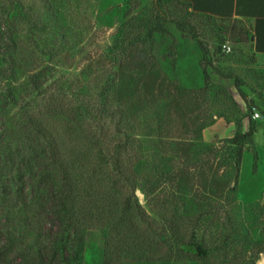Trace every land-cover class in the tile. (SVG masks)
I'll return each instance as SVG.
<instances>
[{"label": "rangeland", "instance_id": "374dc122", "mask_svg": "<svg viewBox=\"0 0 264 264\" xmlns=\"http://www.w3.org/2000/svg\"><path fill=\"white\" fill-rule=\"evenodd\" d=\"M31 113L70 152L88 153L85 130L111 138V152L125 143L120 165L78 174L80 257L53 207L60 174L35 160L45 142ZM250 124L238 159L232 138ZM123 198L133 209L118 213ZM0 254L1 264H264V61L249 22L180 0H0Z\"/></svg>", "mask_w": 264, "mask_h": 264}, {"label": "trees", "instance_id": "16d2710c", "mask_svg": "<svg viewBox=\"0 0 264 264\" xmlns=\"http://www.w3.org/2000/svg\"><path fill=\"white\" fill-rule=\"evenodd\" d=\"M181 1V0H180ZM185 3V2H184ZM187 4V3H186ZM189 5V4H188ZM252 37V35H251ZM44 76L42 71H38L35 74H31L30 80L32 85H34V89H37L41 86V78ZM236 85L240 87L241 82L239 79L235 80ZM243 93V92H242ZM244 95V94H243ZM246 97V96H245ZM249 102L252 100L247 99ZM115 112L120 113L115 108L113 109H107L106 113L108 116L111 114H116ZM42 114L38 113H31L29 121L31 122V126L34 131H36L41 138L45 142V149L42 151L40 156H36L35 160H39L41 157L42 160H47L50 168L58 170L60 174V181L61 185L56 186L55 190L52 191L53 198H54V209L57 214H60L61 220L64 223V226L66 230H69V227L74 228V234H75V245H76V256L80 257L81 253L84 248V233L82 230L78 227V223L82 224V220H80L79 214L82 213L83 208L79 207L78 202L83 201L84 197L82 195V192L80 190V178L78 177V174L82 172L83 166H89L90 168H102L109 163H113L114 166L121 164V155L122 151L125 150V143L124 142H116L113 146V151L111 152L110 148L111 146H108L107 143H109L110 139H107L106 134L104 136L102 135H92L88 134L85 130V133L83 134V138L80 142L84 141L86 144L90 145V150L88 153L85 151H79V152H70L63 148L62 142H59V140L54 136V133L48 132V130L45 128L46 126L43 125V121L41 120ZM97 124L96 128L99 129V131H103L105 133L106 128L109 126L107 125V122H103L101 116L97 117ZM254 130V124H250V129L243 134H238L234 138H232V141L238 143L239 147L237 149V158L240 159L242 155V142L241 139L245 136L252 135ZM116 131V130H115ZM115 131L113 134V137L115 136ZM121 131V130H119ZM106 138V140H105ZM115 139V138H112ZM110 141V143H112ZM94 157V159H93ZM48 168V169H50ZM115 168V167H114ZM96 176H92V179L94 181ZM41 181L44 183V190L48 189L49 187L54 186V178L52 173L48 171V173L45 176H42ZM159 183V182H158ZM165 183L161 181L159 184ZM157 184V185H159ZM51 185V186H50ZM156 185V186H157ZM155 187V186H154ZM81 199V200H80ZM133 209V204L129 201V199H122V208L118 209L121 212H127L129 210ZM120 217V216H119ZM69 242H71V233L68 235ZM192 244L194 250L199 255H206L207 250L202 247L201 244L196 242H188L184 243V245ZM3 260L1 254H0V261ZM1 264V263H0Z\"/></svg>", "mask_w": 264, "mask_h": 264}, {"label": "crops", "instance_id": "0c3cea01", "mask_svg": "<svg viewBox=\"0 0 264 264\" xmlns=\"http://www.w3.org/2000/svg\"><path fill=\"white\" fill-rule=\"evenodd\" d=\"M200 14L246 20L255 53L264 61V0H181Z\"/></svg>", "mask_w": 264, "mask_h": 264}, {"label": "built area", "instance_id": "2783aa9c", "mask_svg": "<svg viewBox=\"0 0 264 264\" xmlns=\"http://www.w3.org/2000/svg\"><path fill=\"white\" fill-rule=\"evenodd\" d=\"M261 117V113L258 110H255L253 113V118L254 119H259Z\"/></svg>", "mask_w": 264, "mask_h": 264}]
</instances>
